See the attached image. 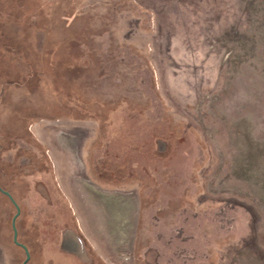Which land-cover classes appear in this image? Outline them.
<instances>
[{"label": "rangeland", "instance_id": "rangeland-1", "mask_svg": "<svg viewBox=\"0 0 264 264\" xmlns=\"http://www.w3.org/2000/svg\"><path fill=\"white\" fill-rule=\"evenodd\" d=\"M0 147L27 264H264V0H0Z\"/></svg>", "mask_w": 264, "mask_h": 264}, {"label": "water", "instance_id": "water-1", "mask_svg": "<svg viewBox=\"0 0 264 264\" xmlns=\"http://www.w3.org/2000/svg\"><path fill=\"white\" fill-rule=\"evenodd\" d=\"M0 191L1 192H3L5 195H7V197L10 199V201L12 202V204L14 205V207H15V213L12 215V217H11V228H12V241L15 243V244H17V245H20L21 246V248L23 249V251H24V254H25V256H24V259H23V261L21 262V264H25L26 263V261L28 260V258H29V252H28V249H27V247L24 245V244H22V243H20L18 240H17V231H16V227H15V218H16V216L18 215V213H19V207H18V205H17V203L15 202V200L13 199V197L10 195V193L9 192H7V191H5V190H3V189H1L0 188ZM72 243H73V248H72V251L74 252V253H80L79 251H80V242H79V239L78 240H74V241H72ZM77 253V254H78Z\"/></svg>", "mask_w": 264, "mask_h": 264}, {"label": "flooded vegetation", "instance_id": "flooded-vegetation-1", "mask_svg": "<svg viewBox=\"0 0 264 264\" xmlns=\"http://www.w3.org/2000/svg\"><path fill=\"white\" fill-rule=\"evenodd\" d=\"M82 186L86 191V193L89 194L92 201H97V204L100 205V207L102 206L105 212H106V208L109 209L108 204L111 203L109 199H107L106 197H101L100 194H98V191L87 182H82ZM109 205L111 206V204Z\"/></svg>", "mask_w": 264, "mask_h": 264}, {"label": "trees", "instance_id": "trees-1", "mask_svg": "<svg viewBox=\"0 0 264 264\" xmlns=\"http://www.w3.org/2000/svg\"><path fill=\"white\" fill-rule=\"evenodd\" d=\"M0 149H1V147H0ZM0 188L1 189H3V190H5V191H7V192H9L10 193V195L12 196V197H14L13 196V193L11 192V190H9L8 188H5V187H3L2 186V184L0 183ZM0 194L12 205V207H14V205L12 204V202L10 201V199L7 197V195H5L3 192H1L0 191ZM14 199V198H13ZM15 200V199H14ZM16 202V201H15ZM14 209H15V207H14ZM15 222H16V218H15ZM17 240H18V237H17ZM19 241V240H18ZM11 242H12V244L13 245H16L17 247H20L21 248V246L20 245H17V244H15L13 241H12V239H11ZM20 242V241H19ZM21 243V242H20ZM22 249V248H21ZM23 250V249H22ZM27 262H28V260L26 261V263L25 264H27Z\"/></svg>", "mask_w": 264, "mask_h": 264}, {"label": "bare ground", "instance_id": "bare-ground-1", "mask_svg": "<svg viewBox=\"0 0 264 264\" xmlns=\"http://www.w3.org/2000/svg\"><path fill=\"white\" fill-rule=\"evenodd\" d=\"M96 197V196H95ZM93 198V197H92Z\"/></svg>", "mask_w": 264, "mask_h": 264}]
</instances>
